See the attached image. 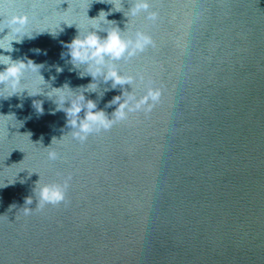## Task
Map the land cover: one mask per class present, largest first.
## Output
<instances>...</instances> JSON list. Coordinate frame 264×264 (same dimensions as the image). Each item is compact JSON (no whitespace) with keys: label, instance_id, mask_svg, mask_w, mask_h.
Masks as SVG:
<instances>
[{"label":"water","instance_id":"obj_1","mask_svg":"<svg viewBox=\"0 0 264 264\" xmlns=\"http://www.w3.org/2000/svg\"><path fill=\"white\" fill-rule=\"evenodd\" d=\"M134 2L0 0V28L27 14L32 35L0 54L37 64L22 87L41 92L0 97V264H264V0H149L133 16ZM93 25L151 37L107 61L131 83L71 63ZM81 93L110 118L123 93L134 110L81 142L55 103ZM69 175L66 201L37 208V183Z\"/></svg>","mask_w":264,"mask_h":264},{"label":"clouds","instance_id":"obj_2","mask_svg":"<svg viewBox=\"0 0 264 264\" xmlns=\"http://www.w3.org/2000/svg\"><path fill=\"white\" fill-rule=\"evenodd\" d=\"M106 2L112 3V0H106ZM148 8L149 0H135L134 4L130 7V12L131 15L135 16L141 11H147ZM101 14H103L104 20L108 21L107 16L109 13L102 11L98 17H100ZM155 16L156 13H149V19H154ZM29 22L30 18L27 14H14L10 16L7 20V24L0 28V32H2L5 28L9 29L7 35L0 38V49L11 52L13 51V41L21 42L26 35L31 38L32 35H29L27 31ZM68 25L71 26L72 24ZM90 29L84 35H81V31L79 29V34L73 38L71 42L66 44L73 66L75 68H81V65L86 66L87 71L81 72V76L91 75L94 81L98 77L103 76L105 81H112L113 87L116 85L131 83V77L125 78L114 66L109 65L107 61L119 60L126 56L131 57L137 52L143 51L152 43L151 37L145 33L137 32L135 38H125L121 34L122 30L118 26L106 29L107 35L105 37H101L98 34L99 31H105L104 28L99 27L98 25H93ZM9 35L13 38L8 40V44L10 46L5 47L4 39ZM15 37L20 38L16 39ZM0 64L6 65L4 70L0 71V97L7 98L18 93L22 94L25 89L28 90L29 95L41 93H30L28 87H22L25 74L29 71H35L36 66H38L32 60H28L27 62L24 60H13L10 55L0 54ZM42 78L45 81L43 76ZM55 89L59 90L62 88ZM159 95L160 93L158 90L149 89L147 95L135 103L134 108L139 109L147 104V110L150 111L152 105L148 104V101L158 100ZM49 97L52 96L49 95ZM123 97L124 93L123 96H116L111 102L119 104V107L113 113L115 115V119L113 118V114L110 118L104 110H96V101L91 99L86 100L84 93L75 97H56L55 103L57 104L56 110H63L66 113L67 124L72 129L71 133L73 138L84 142L91 133L108 130L113 126L116 120L125 119L127 115V112L125 111L126 109L129 111L134 110L130 107L131 101L134 98L130 96L127 98ZM66 101H70V106L65 107ZM34 106L40 113H43L44 109L42 103H40L39 107H37L34 102ZM82 109L86 110L83 118L79 115ZM57 158L58 153L56 151H50L48 153L49 160L54 161ZM71 179L72 177L69 175L63 179L62 183H46L43 185L37 183L35 188V195L38 199L37 208L42 210L45 205H58L65 202ZM31 204L32 197L29 196L26 198L25 205L28 206ZM31 209L32 208L28 207L25 210V214H30Z\"/></svg>","mask_w":264,"mask_h":264}]
</instances>
